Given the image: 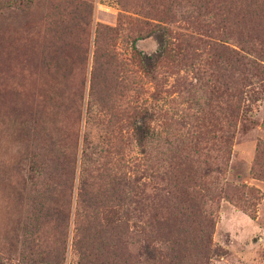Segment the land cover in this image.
<instances>
[{"label":"rangeland","instance_id":"374dc122","mask_svg":"<svg viewBox=\"0 0 264 264\" xmlns=\"http://www.w3.org/2000/svg\"><path fill=\"white\" fill-rule=\"evenodd\" d=\"M11 1L0 0V264H29L26 259L37 246L46 256L55 248V233L49 222L34 230L33 211L39 210L47 221L57 214L62 231L68 208L62 264H77L71 248L72 216L84 169H96L103 185L108 173L128 178L133 207L126 235L128 264H264V181L250 171L256 143L264 144V80L248 75V81L238 80L242 95L229 150L221 143L224 134L211 129L200 141L199 151L190 153L209 165L205 169L203 162L199 164L196 174L201 176L190 187L201 194V189L212 191L203 206L211 220L209 258L200 260V248L194 243L198 233L167 234L166 229H155L154 222L149 225L153 215L159 219L166 214L148 206L163 204L171 189H164L170 143L194 130L196 121H214L217 116L221 119L220 110L224 113V96L213 95L222 89L220 75L226 73L220 63L216 66L210 48V43H220L217 23H209V15L202 11L196 13L191 2L164 0L162 6L154 2L164 13L157 21L145 16L153 0H87L93 6L92 24L87 60L81 61L79 50L55 52L51 46L48 0H15L20 2L16 9L7 8ZM95 24L118 28L114 46L121 64L113 72L117 84L89 96ZM226 25L233 34L223 45L264 66L257 56L264 55V23ZM235 39L257 54L239 50ZM132 40L153 66L148 75L132 58ZM162 45L173 49L171 55L179 59L169 62L158 57ZM133 111L143 117L146 138L141 144L129 126ZM34 161L42 163L38 177L33 176ZM254 194L257 198H252ZM135 201L145 208L137 209ZM235 201L253 204V216ZM181 239L194 245H182Z\"/></svg>","mask_w":264,"mask_h":264},{"label":"trees","instance_id":"16d2710c","mask_svg":"<svg viewBox=\"0 0 264 264\" xmlns=\"http://www.w3.org/2000/svg\"><path fill=\"white\" fill-rule=\"evenodd\" d=\"M178 1L180 4L191 2L196 13L202 11L204 15H209L208 18L211 19L209 23H217L219 26L220 30L216 37L220 43H210V48L213 50V56L216 57V66L220 63L221 69L226 72L224 75H220L219 87L222 89H216L213 92V95L216 94L219 98L222 95L224 96V113L220 110L221 119L217 116L214 121H196L194 130H188L184 138L170 143L167 150L168 163L165 173L167 183L165 182L166 188L164 187V189H171L166 192L167 198L163 201L165 205L153 204L148 206L149 209L154 211L164 210L166 214L159 219H156L153 215L149 225L154 222L155 229H166L167 234L173 231L180 235L198 233L199 238L196 239V242L181 239L180 244L186 245L188 242L190 245H194L196 243L200 248V260H207L211 255L210 236L207 232L211 228V220L209 221L207 218L203 206L204 200H209L212 191L209 188L201 189L203 190V194H201V191L191 192L190 187L191 184L193 185L196 182L194 178L197 175L201 176L196 174L199 164L203 162L205 169H209V165L205 159L198 160L200 157L198 154L194 155V159L190 153L199 151L200 141L211 132V129H217L224 134L223 139L221 137V143L224 150H229L242 95V91L237 90L238 80H246L247 75L250 78L258 79V82L264 80V66L261 63L223 45L226 42L225 40H232L233 34L228 30L226 23H264V0H236L237 5L233 0ZM154 2L158 6H162L164 0H153L152 6L147 4L145 16L152 17V20L162 21L164 13L162 10L159 11L155 8ZM19 4V1L16 3L15 0H12L7 8L16 9ZM92 8V4L87 0H48L46 13L47 38L50 40L55 52L69 50L74 53L79 50L82 55L80 60H87ZM144 23L147 22L144 21ZM214 31L218 32V29L216 28ZM117 35V27L94 25L91 41L93 49L92 64L89 71V96H93L92 92L94 90L95 93L99 92V88L108 90L109 85L114 83L115 86L117 84L114 78L116 75L113 73L121 64L114 46V39ZM232 42L239 50L247 54H257V51L250 48L244 41L240 42L235 39ZM134 43L135 41L132 40L130 46L132 58L136 61L142 74L148 75L150 74V68L153 66L151 63L146 62L145 56L135 49ZM258 51L262 52L263 50ZM172 52L173 49L162 45L158 57H165L169 62L179 59L178 56L171 55ZM257 56L262 59L260 62L264 63V55L260 53ZM70 58L72 61L74 60L73 55ZM195 104L199 106L198 103ZM11 111L14 113L15 106H12ZM137 120H141V123H137ZM220 120L223 126L217 127ZM129 126L135 141L139 144L144 142L146 130H142L143 117L140 113L132 112V121ZM191 126L192 124L189 128ZM149 137L152 138V134H149ZM41 151H46V154H49L48 149L46 150L45 147H41ZM35 158H37V155ZM32 164L35 167L33 176L38 177L41 170L39 167L42 163L34 161ZM250 171L257 179L264 181V144L256 143ZM83 172L84 175L81 177L76 190V198L74 199L76 208L72 216L73 237L71 248L77 258V264H128L127 247L129 242L126 241V235L128 220L133 210V207H131L132 201L128 195L130 189L128 178L123 174L108 173L104 176L106 183L103 185L99 182L100 176L98 177L99 173L96 169L90 171L84 169ZM53 181H55V178H53ZM240 188L243 189L244 187ZM246 191L249 194L254 193V190L250 188H246ZM67 192L68 205L71 206V185L68 186ZM252 198L257 197L254 194ZM133 203L140 210L145 206L139 201ZM234 204L244 211L247 210L250 217L253 216L251 210L253 204L240 203V201L237 203L235 201ZM67 213L66 216L64 215V218H66L64 228L66 229L62 230L63 233L61 231V218L57 214L47 221L40 216L39 210L37 212L33 211V224H30V226L38 232L46 224L45 222L51 223L55 233L54 245L56 249L50 250L46 256H43L37 246L36 252H33L26 259L29 264H62L66 238L65 231L68 229L70 216L69 208ZM61 234L64 238L61 237ZM181 257L183 258V256Z\"/></svg>","mask_w":264,"mask_h":264}]
</instances>
